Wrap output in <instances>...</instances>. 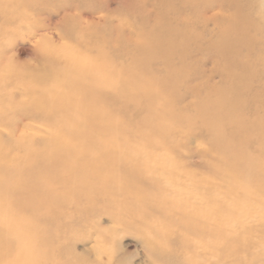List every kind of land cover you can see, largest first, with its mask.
<instances>
[{
	"label": "bare ground",
	"instance_id": "1",
	"mask_svg": "<svg viewBox=\"0 0 264 264\" xmlns=\"http://www.w3.org/2000/svg\"><path fill=\"white\" fill-rule=\"evenodd\" d=\"M174 1L159 2L153 25L130 36L124 22L88 18L69 32L75 44L52 46L27 25L43 1L0 0V264H35L25 256L28 247L49 238L46 225L68 219L69 206L85 205V215L114 205L129 210L134 200L143 209L178 208L181 203L162 198L161 178L173 186L189 182L183 189L193 201L186 197L183 204L191 211L177 214L188 219L187 234L206 237L200 245L216 261L249 249L245 220L261 223L264 236V107L248 109L243 99L255 67L249 57L264 50V38L251 14L231 3ZM98 26L101 35L91 32ZM22 27L38 34V64L28 68L17 65L12 50V34ZM98 37L108 40L98 44ZM212 51L230 89L216 88L206 74L193 90L205 96L174 113L193 78V56ZM239 66L242 72L233 71ZM15 91L24 102L13 100ZM20 118L32 122L18 125ZM190 132L207 139L199 147L211 158L203 166L209 177L183 171L161 152L181 147L169 139ZM5 211L15 214L4 218ZM15 250L20 254L10 260Z\"/></svg>",
	"mask_w": 264,
	"mask_h": 264
},
{
	"label": "rangeland",
	"instance_id": "2",
	"mask_svg": "<svg viewBox=\"0 0 264 264\" xmlns=\"http://www.w3.org/2000/svg\"><path fill=\"white\" fill-rule=\"evenodd\" d=\"M33 1H43V4L41 9L28 19L27 25H30L32 29H39L37 33L44 34L45 41H48L52 46H59L67 43L75 44V40L68 37V34L79 30L78 23L88 18L94 20L99 18L106 23L124 22L127 26L126 31H129L126 33L130 36L136 32L137 27L147 29L153 25L159 2L174 0ZM223 1L226 2V7L228 3H231L232 7L238 6L242 12L250 13L254 25L260 29L261 38H264V0ZM226 7L221 14L228 13ZM25 27L12 34V41L15 43L12 50L17 65L28 68L38 64L35 60V47H33V41L38 34L31 35ZM102 30H104L103 27L98 26L96 30L91 32L101 35ZM107 40L108 38L101 37L97 39L98 44ZM244 53L242 51L241 55ZM193 59L190 68L193 78L188 79L187 89L183 88L179 92L180 104L175 108L172 107L174 113L175 111L178 112L177 109L191 108L205 96V94L200 93L201 91L193 90L203 84V78L206 74L213 75L211 82L215 84L216 88L223 85V87L230 89L231 81L223 74V61L216 57L213 51L208 55L196 54ZM249 59V65L255 67L251 68L250 73H248L251 81L243 99H246L245 104L248 109L259 107V105L264 107V50H257ZM153 68H161V66ZM240 68V66L238 69L233 68V71L242 72ZM194 92H198V94ZM14 98L15 102L21 103L24 102L26 96L22 91H15ZM215 98H222V96L220 94L217 97H211L210 100L213 101ZM2 108L0 107V109ZM185 111L183 110V112ZM26 119L20 118L17 124L23 125V123L32 122ZM164 119L166 121L168 116ZM175 126L176 128L181 127V129H177L181 130L182 133L188 130L185 125L177 126L175 124ZM4 130L0 124V133ZM202 135L201 132H190L188 137H182V134L179 133L174 138L169 139V142L179 144L181 147L164 149L161 152L166 154L170 161H178L182 165L180 168H183V171H188L198 177H203V175L209 177L203 166L205 167L211 158L204 156L203 149L199 147L207 142V139L205 140ZM158 181L162 189V198L170 202L181 203L178 208L175 206L170 211H160L159 208L143 209L139 205L136 207L134 200L128 204L129 210L122 205H114L109 210L100 209L85 215L87 209L85 205L81 206L80 209L69 206L66 210L68 219L64 220L59 217L55 219L56 222L53 225L47 224L49 238L43 237V240H33L34 244H30L28 247L31 252L26 253V258L32 259L30 261H36L35 264H99V261L107 264L108 260H111L112 264H174L176 262L178 264H264V236L260 232L261 223L252 219L245 220L242 229L252 230L250 232L252 236H249L248 241L249 249L235 256H224L218 262L214 256L207 255L206 251L202 249L206 237L201 236L202 239L200 236L187 234L182 223L188 219L177 214V210L181 208L185 211H191L183 204L186 197L193 201L189 194L184 193L183 189H187L186 185L189 182L173 186L166 183L163 178ZM226 201L227 208H230V200L227 197ZM133 204H135L134 211L131 207ZM196 206L205 207V205L198 203ZM3 213H5L4 218H9L15 214L9 211ZM22 227L26 228V224H22ZM224 237L222 235L223 241L229 239L226 235ZM182 240L186 241L187 245H181L179 241ZM162 245L171 250V255L166 253V250H161L160 246ZM24 248L26 249V245ZM19 254V250H15L11 254L10 260H14ZM79 261H84V263Z\"/></svg>",
	"mask_w": 264,
	"mask_h": 264
}]
</instances>
